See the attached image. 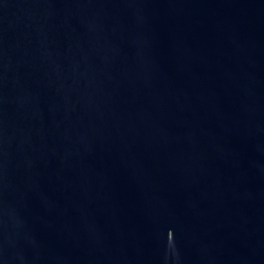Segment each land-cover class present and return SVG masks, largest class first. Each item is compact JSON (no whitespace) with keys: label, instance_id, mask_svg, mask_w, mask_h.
Masks as SVG:
<instances>
[{"label":"water","instance_id":"1","mask_svg":"<svg viewBox=\"0 0 264 264\" xmlns=\"http://www.w3.org/2000/svg\"><path fill=\"white\" fill-rule=\"evenodd\" d=\"M0 264H264V0H0Z\"/></svg>","mask_w":264,"mask_h":264}]
</instances>
